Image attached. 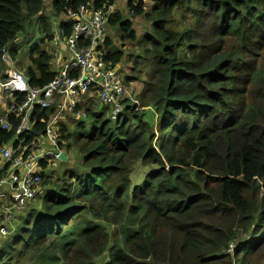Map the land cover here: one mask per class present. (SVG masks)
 <instances>
[{"label":"trees","instance_id":"16d2710c","mask_svg":"<svg viewBox=\"0 0 264 264\" xmlns=\"http://www.w3.org/2000/svg\"><path fill=\"white\" fill-rule=\"evenodd\" d=\"M46 1L0 0V70L8 46L19 67L29 59L33 86L55 76ZM144 1L129 0V18L110 16L120 46L104 44L112 66L133 64L126 79L142 91L117 120L96 101L89 128L61 123V147L80 164L44 176L25 227L0 236V264H264V0ZM34 16L41 37L30 45ZM59 27L69 36L74 21ZM53 110L37 108L35 133ZM13 134L0 131V147Z\"/></svg>","mask_w":264,"mask_h":264},{"label":"built area","instance_id":"2783aa9c","mask_svg":"<svg viewBox=\"0 0 264 264\" xmlns=\"http://www.w3.org/2000/svg\"><path fill=\"white\" fill-rule=\"evenodd\" d=\"M116 13L115 3L95 7L90 13L86 6H81L77 13L69 11L67 21H74L69 36H64L60 24L54 22L56 19L52 20L55 49L51 68L55 76L44 86H33L13 59L9 47L3 49L1 59L6 65L7 77L3 79L0 75V131L14 130V134L8 144L0 147L1 237L16 230L9 226L13 219H20L26 206L41 194L46 176L43 169L52 160L64 161L60 159L65 152L61 147L60 125H69L61 116L86 119L85 106L97 101L108 109L109 118L117 119L124 113L127 102L137 96L131 88L133 82L126 79L129 74H123V66H112L105 59L103 48L109 18ZM64 42L65 50L71 52L67 57L61 48ZM48 107L54 110L44 127L35 133V112L37 108ZM41 138H46L58 151L43 148Z\"/></svg>","mask_w":264,"mask_h":264},{"label":"rangeland","instance_id":"374dc122","mask_svg":"<svg viewBox=\"0 0 264 264\" xmlns=\"http://www.w3.org/2000/svg\"><path fill=\"white\" fill-rule=\"evenodd\" d=\"M136 1H138V0H136ZM150 1H152V0H149L148 2H150ZM47 5L49 7L50 3H48ZM115 10H116V12H119L122 15H124V18H129L130 17L128 0H115ZM45 13L48 16L52 17L53 19H56L55 17H53V16H55L54 14H52V15L50 14L51 13V10L49 12V9L47 10L46 7H45ZM36 19H37V16H34L32 18L31 23H30V26L28 27V30H27V33L29 34V37H31L32 39H34L30 45H33V44L38 43L39 42V39L41 37L40 31H39V26L37 25ZM56 20H54V22H57ZM135 25L137 27V30L140 33V36L143 35L145 33V31H147L148 28H149V27L147 28V24L144 23L140 18H139L138 22H135ZM107 36H109L113 40L114 45L116 47L117 46H120L119 35L117 34V32H115L112 29V26L111 25L107 27ZM24 39H25V35L22 34L19 37V41L22 42V41H24ZM26 45H29V44L26 43ZM44 47L47 50H49V51H53L55 49V44H54V42L52 40L51 43L50 42L46 43V45H44ZM61 48H62V50H65L66 49L65 42L62 43V47ZM103 50L105 52L107 51V49L105 48V46H104ZM27 51H29V46H26V47L24 46V51H23L22 55H25L26 53H28ZM64 57H67V56L64 55ZM122 63L124 65L123 66L121 64L123 66V74L124 75H128V74L129 75H134V73L130 69L133 66V64L132 63H129L126 60H124ZM28 64H29V59L28 58H25L24 63L21 64L20 66L22 67L24 65L23 67H26V66H28ZM21 67H20V69H21ZM129 81H133V84L131 85V88H132V91H133V93L135 95L138 94V92H141L142 91V85H139L141 83L140 81H137L136 79H132V80H129ZM67 115L68 114H64V115L61 116V118L62 119H67L66 122L69 125V127H70L71 130L76 129L79 126V125H77V123L79 121H82L83 122L82 124L84 126H86L87 128H89L90 125L92 124L91 119H82L81 118V119H77L76 121H74L71 117L68 119L67 118ZM39 141H40V144H41V146L43 148H45L47 150H51L53 152H57L58 151V148L56 146L52 145L46 138H41ZM79 164H80V156L76 152H72V153L69 154V159L67 161L52 160V161L49 162V165L46 168L43 169V171H44V173L46 175L54 174V175H51V176H53V177L56 178L57 175L63 173L66 169H68V168H74V167L78 166ZM46 188L47 187L43 188V190L41 192V195L44 196V194L47 191ZM33 203L39 205V204H41V200L40 199H36V200L33 201ZM26 218H27V216H25L22 219L21 218L20 219L19 218H15V219H13L12 223L9 226L16 227V229L21 230L26 225Z\"/></svg>","mask_w":264,"mask_h":264},{"label":"crops","instance_id":"0c3cea01","mask_svg":"<svg viewBox=\"0 0 264 264\" xmlns=\"http://www.w3.org/2000/svg\"><path fill=\"white\" fill-rule=\"evenodd\" d=\"M52 1L53 0H47L46 1V9L48 10L49 9V12H50V10H51V15L53 14V8H52ZM149 0H146V1H144L145 3H147V4H150L151 3V1L150 2H148ZM128 2H129V0H128ZM48 3H50V5H49V7H48ZM95 8V6L93 5V4H90V5H88V6H86V9L88 10V13H90L91 12V10H93ZM53 17H55L56 19H57V22L61 25L63 22H66L67 21V19H68V16H67V14H61V15H55V16H53ZM59 25V26H60ZM60 28V27H59ZM135 28H137L136 27V25H135ZM71 54V52L70 51H68V50H64V54L63 55H66V56H69ZM0 75H1V77L3 78V79H5L6 77H7V68L5 67V68H2L1 70H0ZM139 85H143V83H140ZM138 85V86H139ZM2 106H4L3 104H2Z\"/></svg>","mask_w":264,"mask_h":264},{"label":"water","instance_id":"95a60500","mask_svg":"<svg viewBox=\"0 0 264 264\" xmlns=\"http://www.w3.org/2000/svg\"><path fill=\"white\" fill-rule=\"evenodd\" d=\"M60 159L64 160V161H67L68 160V157L66 155L65 152H62L61 155H60Z\"/></svg>","mask_w":264,"mask_h":264},{"label":"bare ground","instance_id":"6f19581e","mask_svg":"<svg viewBox=\"0 0 264 264\" xmlns=\"http://www.w3.org/2000/svg\"><path fill=\"white\" fill-rule=\"evenodd\" d=\"M106 61L108 62V60H106ZM108 63H109V62H108ZM119 116H120V115H119ZM119 116H118V118H119ZM118 118H117V119H118ZM111 119H112V120H117V119H114L113 117H111Z\"/></svg>","mask_w":264,"mask_h":264}]
</instances>
